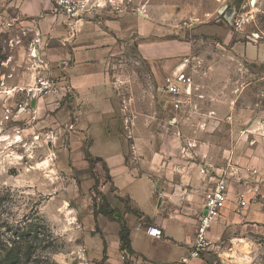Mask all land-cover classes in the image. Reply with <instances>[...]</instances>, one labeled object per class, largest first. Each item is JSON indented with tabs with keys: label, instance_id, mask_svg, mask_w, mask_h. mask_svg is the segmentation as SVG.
Segmentation results:
<instances>
[{
	"label": "crops",
	"instance_id": "obj_1",
	"mask_svg": "<svg viewBox=\"0 0 264 264\" xmlns=\"http://www.w3.org/2000/svg\"><path fill=\"white\" fill-rule=\"evenodd\" d=\"M13 1L17 19L32 34L29 83L36 75L29 50L38 39L39 54L48 63L40 74L71 89L66 96L58 91L35 100L31 130L44 127L38 134L50 138L47 155L54 157L53 169L81 189L71 207L80 223L79 264H177L189 254L205 201L221 175L227 180L228 201L208 231L207 249L190 264H247L249 249L264 246L259 242L264 236V184L245 205L237 202L236 193L255 181L253 169L264 174V115H245L235 101L224 113L223 101L210 97L198 102L200 112L187 121L192 129L187 135L176 128L150 137L140 128L123 126L110 68L125 43L136 39L138 54L160 83L187 59L190 45L165 36L155 18L142 11L121 8L119 15H105L93 9L103 11L101 16L67 19L53 0ZM165 107L178 120L168 99ZM203 165L212 173H200ZM96 181L109 209L117 211L114 216L94 214L90 189ZM117 214L129 229L126 258ZM148 227L162 235L148 234Z\"/></svg>",
	"mask_w": 264,
	"mask_h": 264
},
{
	"label": "rangeland",
	"instance_id": "obj_2",
	"mask_svg": "<svg viewBox=\"0 0 264 264\" xmlns=\"http://www.w3.org/2000/svg\"><path fill=\"white\" fill-rule=\"evenodd\" d=\"M86 1L105 15H119L111 0ZM116 2L124 12L154 17L165 36L190 45L185 62L196 87L192 103L197 104L178 112L176 120L165 107L162 83L152 76L132 37L110 68L123 126L140 128L150 137L176 128L187 135L192 131L187 121L210 97L223 101L224 113L235 101L245 115H264V0ZM15 4L0 0V264L11 259L12 264H79L80 223L71 210L81 190L78 183L53 169L54 157L47 155L50 138L38 134L42 126L31 130V115L14 120L10 114L3 120L6 110L21 100L18 89L30 81L27 54L32 34L17 19ZM101 13L89 14L96 18ZM98 183L90 189L93 203H99L102 194ZM247 255V264H264V246L250 248Z\"/></svg>",
	"mask_w": 264,
	"mask_h": 264
},
{
	"label": "built area",
	"instance_id": "obj_3",
	"mask_svg": "<svg viewBox=\"0 0 264 264\" xmlns=\"http://www.w3.org/2000/svg\"><path fill=\"white\" fill-rule=\"evenodd\" d=\"M56 8L67 18L74 19L81 17L84 14L93 11L91 5L87 4L86 0H53ZM114 5V9L121 10L120 3L109 1ZM30 67L36 72V75L31 83L23 88L18 89L21 93V100L16 102L12 109H7L3 116V120H8L10 114H13L14 120H20L25 115H31L33 119L34 102L36 99L53 92H60L63 96L71 93L70 86L59 83V80L49 76L40 74V70H45L48 66L46 59L39 54L38 39H35L30 46L29 50ZM186 61V60H185ZM182 62L164 77L161 89L166 95L172 109L181 112L189 108H194L197 104H193L194 97V78L191 73L186 69V62ZM34 139H38L39 135L34 134ZM209 165H203L199 171L202 174L212 173ZM256 175L253 183L249 184L246 188L236 193V200L238 203L245 205L248 202L255 200L259 193L260 185L264 184V174H259L255 169L251 171ZM105 187V183L100 185V189ZM228 201L227 196V180L225 177L218 176L212 186L211 192L208 195L205 204L204 212L200 215L194 238L192 241L191 249L186 257L181 258L177 264H190V260L199 258L200 255L207 249L209 240L207 237L210 227L217 222L221 210L224 208ZM147 233L160 237L162 232L155 227H148ZM83 249L79 248L78 253H82ZM124 258L127 257L128 252L123 250Z\"/></svg>",
	"mask_w": 264,
	"mask_h": 264
},
{
	"label": "trees",
	"instance_id": "obj_4",
	"mask_svg": "<svg viewBox=\"0 0 264 264\" xmlns=\"http://www.w3.org/2000/svg\"><path fill=\"white\" fill-rule=\"evenodd\" d=\"M93 207H94V214H96L97 212H100L107 216H114L115 212H117V211L109 209V205L106 203L102 195H100L99 203L95 202V199H94ZM116 218L120 224V230H119L120 247L122 250H125L129 253L131 251L130 239H129V229L125 221L120 216V214H117ZM10 261L11 263H8L6 261V264H12V259Z\"/></svg>",
	"mask_w": 264,
	"mask_h": 264
},
{
	"label": "water",
	"instance_id": "obj_5",
	"mask_svg": "<svg viewBox=\"0 0 264 264\" xmlns=\"http://www.w3.org/2000/svg\"><path fill=\"white\" fill-rule=\"evenodd\" d=\"M219 13H223V9H219Z\"/></svg>",
	"mask_w": 264,
	"mask_h": 264
}]
</instances>
